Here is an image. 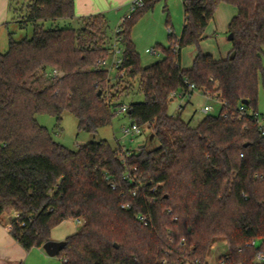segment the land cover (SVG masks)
<instances>
[{
  "label": "trees",
  "instance_id": "1",
  "mask_svg": "<svg viewBox=\"0 0 264 264\" xmlns=\"http://www.w3.org/2000/svg\"><path fill=\"white\" fill-rule=\"evenodd\" d=\"M156 1L145 0L122 23L123 60L111 79L98 64L113 45L104 14L75 19L74 0H10L33 34L16 41L10 32L0 51V221L10 215L7 230L27 252L42 248L63 221H81L57 255L63 264H208L220 240L229 248L220 264H264V134L254 116L264 0H183L182 35L170 32L169 46H157L164 57L142 67L132 30ZM222 3L237 8L228 56L198 50L183 69L181 49L199 48ZM59 19L78 27L45 28ZM191 84L221 103L196 126L168 112L172 94L192 95ZM136 87L143 100L126 115L149 124L153 139L128 154L108 140L71 150L36 119L48 114L61 123L68 111L80 131L96 134ZM148 213V223L139 219Z\"/></svg>",
  "mask_w": 264,
  "mask_h": 264
},
{
  "label": "rangeland",
  "instance_id": "2",
  "mask_svg": "<svg viewBox=\"0 0 264 264\" xmlns=\"http://www.w3.org/2000/svg\"><path fill=\"white\" fill-rule=\"evenodd\" d=\"M7 13L8 18L6 23L0 27V51L5 53L9 48V34L13 33V39L16 41L23 40L24 38H30L33 34V26L28 23L25 26H21L18 23V19L14 14V11L10 8V0H7ZM25 0H20V4ZM230 5V4H229ZM233 6V5H230ZM234 7V6H233ZM118 24V23H117ZM45 28H72L78 27L76 22H71L69 19H59L55 22H44ZM113 24H110V30L113 28ZM184 27V6L182 0H157L154 3L152 9L148 10L136 23L132 30V40L135 44L136 50L140 56V64L142 67L151 65L164 57L163 52L159 55H150L146 53L148 48H157L161 46L167 48L170 44L169 33L179 38ZM229 28V27H228ZM171 30V31H170ZM222 42H219V48L223 50V47L230 45L229 33L222 29L219 32ZM214 38H208L199 48L196 45H188L181 49L182 65H187L192 62L194 54L198 50L203 48H214ZM226 52V49H224ZM221 54V53H219ZM263 72H264V59H263ZM116 76L115 72L111 73V79ZM204 96L195 91L190 98L177 97L170 103L168 112L172 116H176L180 110V106H185L182 111V117L185 120L189 118L193 113L194 119L191 123L193 126L197 124V121L206 114L202 111L206 102ZM143 95L138 93L137 87L135 88V94L123 96L122 102L125 105H129L133 101H142ZM213 110L210 114L217 115L220 110L218 103L210 102ZM256 108L260 113V123L264 126V76L259 78L258 98ZM38 123L45 126L50 131L53 139L71 150H77L81 145L89 142L108 140L114 147H122L127 150L137 151L141 146L147 143V135L144 133L141 135H124L122 130L124 127L130 125V120L126 113H122L119 109L116 111L112 123L109 126L99 129L96 134H90L78 129V120L70 112L63 113L61 123H57L56 118L48 114L36 115ZM150 137H148L149 139ZM150 146V145H149ZM10 215L3 216V221L8 222ZM78 228L76 220H65L51 232V238L53 240L61 241V238L72 235ZM218 247L217 249H213ZM24 249V248H23ZM228 245L226 241L220 240L215 242L208 254V264H220V258L228 252ZM5 264H63V261L59 256H50L43 248H33L30 251L25 250L24 257L15 261L14 259H7Z\"/></svg>",
  "mask_w": 264,
  "mask_h": 264
},
{
  "label": "crops",
  "instance_id": "3",
  "mask_svg": "<svg viewBox=\"0 0 264 264\" xmlns=\"http://www.w3.org/2000/svg\"><path fill=\"white\" fill-rule=\"evenodd\" d=\"M74 1H75V19L88 17V16H92V15H97V14H104L105 17L107 18L108 22H109V26H110V24L115 25V26H113V28H111L112 31H114V29L117 27V25L119 24L121 19L128 13L129 8H130V3H131V0H74ZM7 2H8L7 0H0V27L6 23L5 21L8 18L7 7H6ZM183 6H184V4H183ZM236 14H237V8L230 6L229 4H226V3H222L219 5V7H218V9L214 15L213 20L209 23V25L205 31L206 37L201 42V44H202L208 38H211V39L214 38L213 42H215V45H214V48H212V49L203 48V50H202L203 53L211 54L217 60L225 59L228 56V54L232 48L231 40H230V45L223 47V50H222L221 47L219 48V42H222L221 41L222 38L220 37L219 32H220V30L222 31V29H224L225 31L228 32L229 24L232 21V19L236 16ZM184 23H185V15H184ZM181 35H182V32H181L180 36ZM224 49H226V52H224V54H223ZM197 53H198V51L196 52V54H194L192 62H190L186 66L182 65V60L180 59V63H181V66L183 69H190L192 67ZM219 53H221V54H219ZM201 94L204 96V98H206L205 99L206 102L204 104V107L206 105H211L210 102L217 103L215 101L216 98L205 96L203 93H201ZM190 97H191V95L186 97V98H190ZM173 101L174 100H170V103ZM219 106H220V104H219ZM184 109H185V106L182 108L181 113H182V111H184ZM194 115H195V113H193L191 115V117L189 118L190 120H188V122H191V123L193 122ZM204 117L205 116L200 118L197 121V124ZM183 120H185V119L183 118ZM185 121H187V120H185ZM196 125H194V126H196ZM151 135L152 134L147 135V139H146L147 141H151L153 139V138L148 139V137H151ZM129 151H131V150H129ZM10 218L11 217H9L8 220H10ZM76 221L78 223V228L74 233H76L78 231V229L81 225L78 222L79 220H76ZM67 237L61 238L62 239L61 241H64ZM51 240H53V239L51 238ZM54 241H59V240H54ZM217 248L218 247L214 246L213 249H217ZM24 254H25V250L23 249V247H21V245L15 239H13L11 237V235L9 234V232L7 230V222H4L3 220L0 221V264H5L7 259H10V260L14 259L15 261L18 262V260H20L24 257Z\"/></svg>",
  "mask_w": 264,
  "mask_h": 264
},
{
  "label": "built area",
  "instance_id": "4",
  "mask_svg": "<svg viewBox=\"0 0 264 264\" xmlns=\"http://www.w3.org/2000/svg\"><path fill=\"white\" fill-rule=\"evenodd\" d=\"M144 3H145V0H131L128 13L121 19V21L119 22V24L117 25V27L113 31V45H112V48L110 51V57L107 59H102L98 62L99 67L106 69L108 71V73L110 74V77H111L112 72H115L116 75L118 74V70H119L121 63H122V60H123L124 47L122 44V36L120 35L121 30H122L121 29L122 23L124 22L126 17H129L131 15V13L134 12L137 8L142 7L144 5ZM146 53L156 56V55H159L160 51L157 48H148V49H146ZM59 75H61V73L57 70H52V72L50 73V76L57 77ZM123 75H124V72L121 73V76H123ZM188 89L190 92L197 91L195 85H193V84L189 85ZM204 95L211 97V96L206 95V94H204ZM177 97L185 98V95H184V93L179 92V91L174 92L172 94L170 100H175ZM215 101L221 105V103L218 99H215ZM182 108L183 107L180 106V110H182ZM244 109H245L244 106L240 107L241 111H244ZM212 110H213L212 105H206L202 111L206 114H210V112ZM119 111L122 113H127L128 112V105L123 104L120 107ZM254 116H255L256 120L258 121V125H259L262 133L264 134V126H262L260 123V116H261L260 113L256 112L254 114ZM122 133L124 135H132V136L141 135L143 133L145 135H149L150 134V125L147 124L145 126H140L139 124H136L135 122H133V124H132V122H130V125L128 127L123 128ZM122 150L124 153H127V154L129 153V150H127V149L122 148ZM134 195H136V192H134ZM123 207L130 208L131 206L129 204H125ZM149 218H151L149 213L147 215H140L139 216V219L144 221L145 223H148ZM78 222L81 224V221H78ZM183 242H184V240H183ZM252 245H256V242L253 241ZM257 261L262 262L263 256L259 255L257 258Z\"/></svg>",
  "mask_w": 264,
  "mask_h": 264
},
{
  "label": "water",
  "instance_id": "5",
  "mask_svg": "<svg viewBox=\"0 0 264 264\" xmlns=\"http://www.w3.org/2000/svg\"><path fill=\"white\" fill-rule=\"evenodd\" d=\"M229 40H232L233 39V35L232 34H229ZM101 92H99L100 94ZM243 104L245 105H248L249 104V101L248 100H243L242 101ZM132 124H133V121H132ZM153 138V135H151L150 139ZM11 219V218H10ZM65 241H54V240H50L48 242H46L44 245H43V249L46 251V253L50 256H56L58 255L62 250L63 248L65 247Z\"/></svg>",
  "mask_w": 264,
  "mask_h": 264
}]
</instances>
